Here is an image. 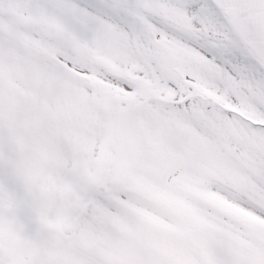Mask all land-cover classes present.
Instances as JSON below:
<instances>
[{
    "label": "snow or ice",
    "instance_id": "6c2138e0",
    "mask_svg": "<svg viewBox=\"0 0 264 264\" xmlns=\"http://www.w3.org/2000/svg\"><path fill=\"white\" fill-rule=\"evenodd\" d=\"M0 264H264V0H0Z\"/></svg>",
    "mask_w": 264,
    "mask_h": 264
}]
</instances>
